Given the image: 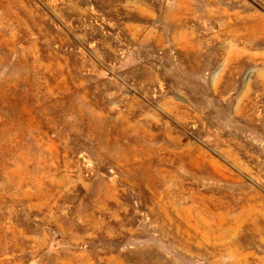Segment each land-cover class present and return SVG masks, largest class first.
Masks as SVG:
<instances>
[{"label": "rangeland", "instance_id": "1", "mask_svg": "<svg viewBox=\"0 0 264 264\" xmlns=\"http://www.w3.org/2000/svg\"><path fill=\"white\" fill-rule=\"evenodd\" d=\"M0 264H264V0H0Z\"/></svg>", "mask_w": 264, "mask_h": 264}]
</instances>
